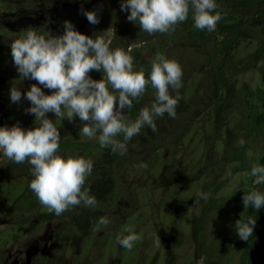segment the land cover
Here are the masks:
<instances>
[{
	"label": "rangeland",
	"instance_id": "obj_1",
	"mask_svg": "<svg viewBox=\"0 0 264 264\" xmlns=\"http://www.w3.org/2000/svg\"><path fill=\"white\" fill-rule=\"evenodd\" d=\"M44 1L46 7H61L62 3ZM243 1L237 4L230 1L233 9V6L242 8L241 13L233 14L231 9L224 15L221 13L222 19L212 32L194 27L191 5L188 18L175 26L174 32L149 35L140 32L138 24L124 20L130 26L121 32L120 39L125 48L129 45L126 50L131 49L134 71L143 70L147 79L152 62L160 54L181 65L182 100L176 118L166 115L156 121L158 131L153 133L144 128L128 143L132 146L128 151L133 152L129 156L133 162L126 157L115 158L122 155L111 153L98 142L70 145L81 148L83 156L93 160L94 178L88 177L86 185L98 201L94 209L77 208L56 216L42 205L29 206L40 204L33 192L25 196L33 178L31 166L0 157L3 256L23 263L26 252L31 250L36 252V262L40 264H78L75 251L82 240L84 264H92V248L96 243L100 247L99 264H197L202 256L206 258L205 264L240 262L237 246L243 240L236 232L235 222L247 220L249 206L244 209L242 196L260 185L255 183L251 167L259 165L264 155V13L253 14V9L264 4L260 0ZM121 2L97 0L88 7L117 5L119 12L124 13ZM21 5L26 6L27 0H21ZM108 22L110 28L99 34L111 41L115 20ZM89 75L95 80L103 78L102 72L92 71ZM2 78L0 127L7 126L6 120L21 121L27 117L33 119L29 120L30 125H35L34 115L25 111L30 107L28 100L10 102L11 71ZM34 83L37 82L29 80L18 84L22 96ZM42 90L50 94L49 89ZM155 95L156 89L149 84L140 99L139 110L150 107ZM203 103L208 109L195 117L194 127L174 145L171 137L182 134L193 111ZM134 111L135 108L131 112ZM139 114L130 121H135ZM208 114V126L203 129L202 121ZM47 115L58 128L70 122L66 118L56 119L52 113ZM81 138L89 140L82 134ZM117 139L122 141L123 136ZM141 162H146L148 168L138 167ZM122 170L127 172L124 177ZM198 192L206 193L208 199L197 201ZM240 200L242 211L236 213ZM236 214L240 217L235 218ZM263 215L264 207L258 212L259 222L264 226ZM102 216L111 223L95 231L94 226ZM124 217L128 222L122 226ZM117 226L121 229L114 235L112 227ZM129 227L141 239L134 242L131 250H121L117 237L128 235ZM8 262L4 260L3 264Z\"/></svg>",
	"mask_w": 264,
	"mask_h": 264
},
{
	"label": "clouds",
	"instance_id": "obj_2",
	"mask_svg": "<svg viewBox=\"0 0 264 264\" xmlns=\"http://www.w3.org/2000/svg\"><path fill=\"white\" fill-rule=\"evenodd\" d=\"M190 5L194 27L215 31L222 19L217 0H122L120 8L128 13L129 22L139 25L140 32L153 35L174 32L175 26L188 18ZM81 11L90 24L100 22L98 12L101 9L82 8ZM10 48L19 77L10 87V102L17 104L22 99L28 100L30 107L25 111L34 115L35 127L27 130L19 124L0 127V157L17 165L27 163L31 166L33 178L28 187L50 214L61 216L77 208H96L98 201L86 185L93 172V160L60 155L61 134L47 114L70 122L78 117L83 137L98 140L102 148L113 154L125 155L128 143L140 135L142 129L148 128L155 133L157 120L166 115L176 118L182 100L179 91L183 86L181 65L162 54L157 55L146 79L143 70L134 71L131 49L112 48L111 41H106L102 35L83 34L68 20L64 22L61 35L30 27L22 35L13 37ZM92 71L102 72L103 78L93 79L89 75ZM26 79L37 83L22 96L18 84ZM149 84L156 89L154 102L144 107L135 121H130L124 110L132 106L133 99L144 96ZM42 88L49 89L50 94ZM120 135L122 141L117 139ZM243 143L241 141V146ZM138 167L147 169L148 164L141 162ZM251 175L256 177V184L264 183V166L253 164ZM196 199L207 200L208 196L198 192ZM242 202L244 209L251 205L259 210L264 207V192L245 193ZM110 223L109 218L102 216L94 230L100 231ZM255 225L256 217L237 220L235 229L239 238L248 241ZM126 231L129 234L117 240L122 248L131 250L141 237L131 227ZM205 259L200 257L197 264H205Z\"/></svg>",
	"mask_w": 264,
	"mask_h": 264
},
{
	"label": "flooded vegetation",
	"instance_id": "obj_3",
	"mask_svg": "<svg viewBox=\"0 0 264 264\" xmlns=\"http://www.w3.org/2000/svg\"><path fill=\"white\" fill-rule=\"evenodd\" d=\"M64 0H61L62 3H60V6L52 7V6H44L46 1L43 0V5H41V0H27V5L22 6L21 0H9V3H5L4 1L0 0V78L3 79L4 75H7L8 72L11 71V80L13 82L18 81V72L16 70V67L13 64L12 55H11V48L10 44L12 42L13 37H17L19 35L23 34V31L28 28H37V29H44L45 31H49L54 35H61L64 32V22L66 20L71 21L75 28L80 31L83 34H86L88 36H94V34L98 33L99 31H105L109 29L108 27L110 23L108 21L115 20V26L114 31L115 34L111 39V47L112 48H126L129 47V45L123 44V39L121 40L120 37L122 35L121 32L126 30L128 23H125L124 20H127V12H119V9L116 6H110L106 8H89L88 5H92L97 0H86L87 4H85L84 0H65L66 3H69V5H65L66 3H63ZM91 1V2H90ZM115 1V0H113ZM230 1H233V3H238V1L241 0H217V3L219 5V11L224 15L227 13L230 9L234 13H241V7H234V9L230 6L232 3ZM245 1V0H244ZM244 1L242 3H244ZM252 1H259V0H252ZM262 3L264 4V0ZM112 2V1H111ZM261 4V5H263ZM88 8H87V7ZM84 10H94V9H101V11L98 12V15L100 17V22L96 25L90 24L86 17L82 14L81 9ZM264 13V7L258 6L257 8L253 9L254 15ZM123 21V22H122ZM130 26V25H128ZM126 28V29H125ZM100 35V34H99ZM127 42V41H126ZM7 77V76H6ZM10 80V82H11ZM9 81H6L8 83ZM24 82H29L28 79L24 80ZM21 84V83H19ZM140 99L137 98L134 99V102L132 106L129 108L127 117L129 120H133L132 118L137 116L139 114V108L141 107ZM135 108L134 113H132V109ZM208 109L207 104L202 105V107L196 108V110L193 111V117L191 116V119L189 118L188 121L185 123L184 127L181 130V135L172 136L171 139L173 140V144H177L180 142L184 135H187V133L191 130L192 127H194L195 117L200 116V113H205V111ZM208 116V117H207ZM203 118L202 121V127L203 129L207 128V121H209V114ZM29 120L33 121L30 117H27L26 119H23L21 121H7V126L11 127L14 124H19L22 128L25 130L31 129L35 127V125H30ZM27 121L25 124L24 122ZM63 125L59 126V131L62 133L61 136V142H60V152L59 154L64 156L65 158L67 156H83L84 153L82 152L81 148L78 147H72L70 145L77 144V143H87V144H94L97 143V140H84L81 138V133L79 132L80 127L82 126V122L79 120L78 117L74 119V121L68 122ZM190 126V127H189ZM62 127V129L60 128ZM64 128V129H63ZM172 133V132H171ZM193 133H195L193 131ZM192 133V134H193ZM148 143H151V141H148ZM131 144V142H130ZM128 145V148H132L131 145ZM68 145V147H67ZM129 148V149H130ZM128 149V150H129ZM142 149V146H141ZM94 151H91L90 154L92 155ZM132 151H128L127 154L122 156H116L115 158L120 157H126L130 162H133V159H130V155L132 154ZM264 162V155L261 157L259 161L260 166H264L262 163ZM122 177L125 176L127 173L126 171L122 170ZM175 175V174H174ZM89 178L93 179L94 175L91 174ZM125 179V178H123ZM90 180H86V182H89ZM258 191L263 192L264 190V183L258 185L257 188ZM247 191V190H246ZM31 189L28 190V192L25 194V196H29ZM26 198V197H25ZM28 198V197H27ZM103 201H106L104 199ZM38 205H29V206H40ZM241 200L238 203V205L235 207L236 213H241ZM259 210H255L254 207L249 205L247 209V218L249 216L256 217V225L254 228L253 236L249 238L248 241H245L248 243L245 245L243 241H240V243L237 246V250L239 251V263L238 264H264V226L261 222H259V216H258ZM235 218H239L240 216L238 214L234 215ZM264 218V215H263ZM128 222L127 217H124L121 219V224L124 226L125 223ZM121 226V225H120ZM120 226L112 227L111 233L114 235H117L121 229ZM258 226V227H257ZM261 227L262 229H260ZM104 228V227H103ZM104 238V237H103ZM99 245L96 243L93 245L92 248V264H99L97 262V259L99 258L100 252H99ZM124 248H121L123 250ZM82 252H83V241L81 240V243L77 245L76 248V262L78 264H84L83 258H82ZM36 252H32L29 250L26 252V258L25 261L22 262H14L13 259L9 260L7 259L6 255L3 256L2 253H0V264H3L4 260H8L9 264H40L39 262H36ZM35 259V260H34ZM88 264V262H85ZM112 264V263H108ZM114 264V262H113ZM142 264V263H140ZM167 264H180V263H167ZM193 264V263H188ZM212 264V263H207Z\"/></svg>",
	"mask_w": 264,
	"mask_h": 264
},
{
	"label": "water",
	"instance_id": "obj_4",
	"mask_svg": "<svg viewBox=\"0 0 264 264\" xmlns=\"http://www.w3.org/2000/svg\"><path fill=\"white\" fill-rule=\"evenodd\" d=\"M133 102H134V99H133ZM132 104H133V103H132ZM128 110H129V109H125V110H124V112H125L126 115H127V113H128Z\"/></svg>",
	"mask_w": 264,
	"mask_h": 264
},
{
	"label": "trees",
	"instance_id": "obj_5",
	"mask_svg": "<svg viewBox=\"0 0 264 264\" xmlns=\"http://www.w3.org/2000/svg\"><path fill=\"white\" fill-rule=\"evenodd\" d=\"M262 164L264 165V162Z\"/></svg>",
	"mask_w": 264,
	"mask_h": 264
}]
</instances>
